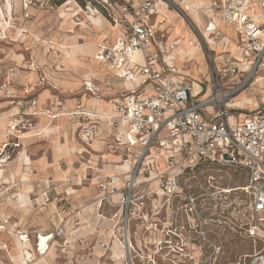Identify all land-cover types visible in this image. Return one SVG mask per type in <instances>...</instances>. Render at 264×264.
<instances>
[{"label":"built area","instance_id":"1","mask_svg":"<svg viewBox=\"0 0 264 264\" xmlns=\"http://www.w3.org/2000/svg\"><path fill=\"white\" fill-rule=\"evenodd\" d=\"M7 1L14 6V0H0L6 15L0 23L9 26L13 18L8 16ZM72 1L80 12L100 13L110 25L119 28L112 42L99 43L94 58L132 84L110 99V113L104 118L116 130L117 144L124 147L120 154L124 169L94 177L96 200L114 210L113 227H117L115 219L121 220V230L113 229L111 238L126 250L133 247L128 223L145 219L147 208L153 216L169 211L192 225L203 194L195 192L188 182L201 168L228 166L245 175V183L238 190L249 197L243 214L244 231L254 244L246 264H264V104L243 120L231 106L239 92L256 82L264 86V0H210L204 14L206 30L212 36L221 33L213 21L218 14L221 23L232 26L239 37L234 41L235 55L227 58L222 67L214 64L198 90L171 62L170 54L179 41H167L166 31L154 20L162 8H176L179 0ZM63 2L20 0L21 18L29 19L30 10H49ZM44 82L42 77L40 84ZM84 85L94 94L98 89L91 80ZM17 105L21 110L14 113L8 138L0 146V166L19 155L21 138L35 127L30 117L40 113L34 97L18 101ZM26 106L32 108L31 112L24 111ZM81 109L79 98L74 111L67 115L89 118ZM92 128H84V140L90 137ZM42 199L50 201L48 192L42 194ZM154 229L147 231L159 237L153 242V257L143 256L145 262L220 264L222 245L210 239L215 231ZM61 233L62 228L57 227L51 234L54 238ZM17 235L23 243L30 240L27 233L17 231ZM35 240L39 243V234ZM124 257L126 264H133L130 250ZM28 259L24 252L20 263L26 264Z\"/></svg>","mask_w":264,"mask_h":264},{"label":"rangeland","instance_id":"2","mask_svg":"<svg viewBox=\"0 0 264 264\" xmlns=\"http://www.w3.org/2000/svg\"><path fill=\"white\" fill-rule=\"evenodd\" d=\"M62 1L57 0V2ZM179 1H176V8L169 6L163 10L166 12L168 29L179 32L176 37H183L182 40L185 41V30L189 29L191 32L189 39L192 42H197V39L199 41L201 50L199 49V53L195 54L191 61H182L180 56L175 61L185 77L193 80L194 84H198L199 81L205 82L209 69L214 64L222 67L223 62L227 61V57L219 59L216 55L218 52H214L218 46L217 39L221 40L223 33L214 34L213 37L206 27L202 29L199 26L196 27L189 19V10L187 11L184 6L183 8ZM208 1L205 0L203 7H207ZM17 3L14 2L12 6V14H8L10 19L13 18L10 25L1 22L7 27L5 31L4 26H1L3 31L0 29L1 139L5 132L8 138L9 125L14 121V113H16L12 111L6 114V111L18 108V101H25L30 97L36 98L46 89L51 90L55 100L62 101L65 110L71 108L75 99L80 98L88 107L87 115L90 117L77 119L74 116L69 117L66 113V116L50 121L44 112L46 107H39L40 113L30 117L33 127L35 126L29 129L32 133L27 132L21 138V143L23 142L26 149L20 150L19 155H13L7 160L8 162L2 164L0 174L2 176L4 165L15 160L18 164L23 159L28 161L30 158V169L25 170L21 165L20 171L19 167L17 171L15 166L8 168L7 172L3 173L2 179L15 180V187L3 188V190H8L9 195L15 193L29 197L33 222L30 223L31 235H46L51 232L53 221L58 222L61 219L62 222H66L64 233L49 241V249L39 262L44 264H126L124 256L120 258L113 256L112 245L116 240L114 241L109 235V230H121V220L115 219L118 223L114 228L115 222L113 224L112 218L114 210L103 205L92 213L91 205L96 193L93 186L94 172L102 175L107 170L102 163L117 162L113 161L117 159L115 156L117 154L111 150L108 127L105 128L104 123L95 124V121L101 120L100 118L95 120L94 116L97 112L90 110L94 105L101 108V111L105 109L107 105H110V99L116 96L121 88L119 80L93 58V51L97 44L108 39L110 24L102 14L93 13L101 17L100 29L94 28L84 17L90 13L80 12L72 0H65L62 6L49 10H30L31 17L23 20L21 18L23 11ZM199 17L201 22L207 21L203 13H199ZM180 18L184 20V28L183 26L178 28ZM198 55L203 58L197 59ZM42 77L45 82L40 84ZM89 78L98 88L95 94L87 91L84 85L85 82H89ZM262 91L259 85L249 86L244 93L250 102L245 101L242 107V105H234V101L233 106L243 115L252 113L255 108L254 103L260 99ZM18 110L21 109L18 108ZM31 110L32 108L26 106L24 111L31 112ZM48 115L50 117V114ZM92 125H98L97 131L101 134L92 140H84L81 129ZM4 141L0 140V146ZM97 142L99 147L95 146ZM206 169L197 170L188 182L195 192L203 194L199 197L201 205L195 221H191L192 225H188L184 217L173 216L169 211L157 217L153 216L149 208H147L148 215L145 219L129 221L128 228L134 249L129 246L130 249L127 250H130V256L133 257V264H150L142 258L154 255L153 242L159 235L147 230H155V227L156 230L215 231L216 234H210V239L211 242L222 245L219 263L246 264L247 257L254 250V244L246 237L244 231L243 214L249 197L240 190L225 193L229 188L242 186L245 183V175L228 166ZM44 191L48 192L52 203L49 207L55 210L53 214H49V209H40L45 206L40 200ZM20 206L23 207L24 203L21 202ZM86 206L87 211H82ZM24 214L27 216L28 213ZM54 214L57 216L52 219L51 216ZM25 219L22 224L26 223ZM147 225L150 226L149 229ZM5 244L11 256L17 254L12 251L9 241ZM116 244L118 246L117 242ZM27 248H31L34 254L33 246ZM127 250L125 249L126 253ZM33 256L37 257V254ZM158 263L165 264L160 261Z\"/></svg>","mask_w":264,"mask_h":264},{"label":"crops","instance_id":"3","mask_svg":"<svg viewBox=\"0 0 264 264\" xmlns=\"http://www.w3.org/2000/svg\"><path fill=\"white\" fill-rule=\"evenodd\" d=\"M14 2H15V4L17 3V4H19L18 5V7L20 6V0H17V2H16V0H14ZM65 4V3H64ZM188 4V3H187ZM210 4V0L208 1V5ZM207 5V6H208ZM62 6V5H61ZM206 6V5H205ZM163 9H165V8H162L161 9V11H160V13L157 15V16H155L154 17V20H155V22L157 23V25H158V27L160 28V29H163V30H165L166 31V40L167 41H179L178 42V46L171 52V56H172V63L175 65V66H177V64H176V59L178 58L179 59V53H178V48L179 47H181V48H186V45H185V41L184 40H182L183 39V37H176L177 35H179V32L178 33H176V32H174V31H171V30H169L168 29V21L166 20V12H165V10H163ZM217 20V22H218V20H219V22H218V24H216L217 22H215L216 20ZM106 20V19H105ZM0 21H1V16H0ZM213 21H214V23L216 24V26L219 28V30L223 33L222 34V37H221V40H219L218 41V39H217V45L218 46H216L217 48H216V50L214 51V52H218L219 51V53H217L216 55H217V57L219 58V59H224V57H227V58H230L231 56H233V55H235V46H234V41H235V39H237L239 36H238V34H237V32H235V30H234V28L232 27V26H224L222 23H221V21H220V19H219V15L218 14H215L214 16H213ZM206 22L207 21H204V23L203 22H201V26H199L200 28H203V27H205L206 25ZM222 25V26H221ZM1 26H4L3 28H4V31H5V29H6V27L7 26H5L4 24H2V23H0V29L2 28ZM2 30V29H1ZM3 31V30H2ZM118 31H119V28H117V27H114V26H112V25H110V31H109V37H108V39H104V40H102V41H100V43H107V42H112L113 40H114V38L117 36V34H118ZM193 34V33H192ZM193 35H195V34H193ZM201 35V34H200ZM196 36V35H195ZM224 36H227L226 38L224 37ZM189 38V37H188ZM197 38V37H196ZM229 42V43H228ZM180 43H181V45H180ZM197 44H198V46H199V48H200V50H201V47H200V44H199V41H198V39H197ZM227 44H228V47H227ZM231 44V45H230ZM98 45L99 44H97V46L94 48V51H93V58H94V55H95V52H96V50L98 49ZM234 46V47H233ZM230 47L232 48V49H230ZM227 48H229V49H227ZM227 49V50H226ZM222 50H224V52H221ZM226 50V51H225ZM229 50H230V52H229ZM197 53H199V51H195V54H197ZM226 58V59H227ZM95 59V58H94ZM96 60V59H95ZM97 61V60H96ZM97 63L98 64H100V65H102L103 67H105L117 80H119V82H120V92H121V90H126V89H129L131 86H132V84H130V83H128V82H125V81H123L122 79H120L119 77H117L109 68H107L104 64H102V63H100V62H98L97 61ZM178 67V66H177ZM185 75V74H184ZM89 80H92L91 78H89ZM191 82L193 81V80H190ZM198 81V80H197ZM193 83V82H192ZM193 85H194V88H195V90H198L199 89V87H200V85H202V82H198V84L196 83V84H194L193 83ZM199 85V86H198ZM253 85H259V87H260V89H262L263 91L261 92V97H260V99L259 100H256L255 101V108H254V110L257 108V107H259V106H262L263 104H264V86H262V84L260 83V82H256V83H254ZM252 85V86H253ZM197 86H198V88H197ZM249 88V87H248ZM246 91V89L245 90H243V92H245ZM55 96L53 95V93H51V90H49V89H46V90H43V91H41L38 95H37V97H36V99H37V102H38V104H37V107H38V109H39V107H41V106H45L46 107V109H45V111L44 112H46V118L47 119H50V121H52V120H55V119H57V118H59L60 116H66V113H68V112H72V111H74V109H75V101H74V104L71 106V108H68V109H66L65 110V107H64V105H63V103H62V101H59V99L57 100H55V98H54ZM55 100V101H54ZM76 100V99H75ZM232 102H233V99H232ZM231 102V106L233 107V109L237 112V116L239 117V119L240 120H243V119H245L246 117H248L249 115H251L253 112H254V110L252 111V113H249V114H244L243 115V117H241L240 116V114L242 113V112H240L239 110H238V108H235L234 106H233V104L234 103H232ZM108 104V103H107ZM238 106H239V104H237ZM16 107V106H15ZM17 107L13 110L12 108H11V110L9 109L8 111H6V114L7 113H10V112H12V111H16L17 112ZM108 109H109V112L108 113H110V105L108 106ZM87 110H88V107L82 102V109H81V111L83 112L82 114H88L89 112H87ZM90 110H93V111H96L97 112V115L98 114H100L101 112L99 111V108L97 107V105L95 106H93L92 108H90ZM48 114H50V117H49V115ZM75 118H77V119H79V118H81L82 117V115L81 114H76L75 116H74ZM90 117V116H89ZM234 120V117H233V119H231V121H233ZM97 122V123H96ZM104 123L103 124V126H105V128H106V126L108 127V131H109V136L111 137V143H110V147H111V150H112V152L114 153V154H117V155H115L116 157H117V159H115V160H113V161H117V162H108V163H102L103 164V166H105L106 168H107V170L105 171L106 173H104V174H99V172H94V176L95 175H100V176H103V175H105V174H111V173H113V172H115V173H117V171H119V172H122L123 171V166H122V164H121V157H120V154H121V151L124 149V147L123 146H121V145H118L117 144V142H116V130L114 129V128H112V127H110L109 125H108V122H107V120H103V121H95V124H99V123ZM93 124H94V122H93ZM91 127V126H90ZM90 127H83L82 129H81V131H82V134H83V132H84V128H90ZM92 129H90V130H92V133H91V135H90V137L88 138V139H86L87 141H89V140H92L94 137H96V136H99L101 133H99L97 130H98V125H92ZM33 131V130H32ZM30 133H31V131H29ZM4 136H2V139H1V136H0V140L1 141H4L5 140V138H6V132L3 134ZM29 138H31V136H29ZM29 138H24V139H29ZM23 139V140H24ZM95 146L96 147H99V142H97V143H95ZM22 149H26V146L23 144V142H22V147H21V150ZM23 167V168H25V170H29L30 169V166H31V159L29 158V160L28 161H26V159H23L22 161H20L18 164H16V160L15 161H12V162H9V163H7L6 165H4L3 167H2V170H3V173L6 171L7 172V170H8V168H11V167H14L15 166V168H16V171H17V167H19V171H20V167L21 166ZM120 166V167H119ZM120 169H119V168ZM122 167V168H121ZM105 168V169H106ZM117 170H116V169ZM101 169V168H100ZM102 169H104V168H102ZM122 170V171H121ZM18 171V172H19ZM95 171V170H94ZM98 171V170H97ZM118 172V173H119ZM2 173V176H1V174H0V224L3 226L2 227V229H0V264H2V263H6V264H23V263H20V261L24 258V255L23 254H21V252H20V248H22V247H20L19 248V246H20V243L21 244H23V248H27L28 246H30V244H31V246H34V243H35V235L33 236V235H31L32 234V231H30V223L32 222V217H31V212H32V210H31V208L29 207V197H25V196H23V195H17V194H15V193H11L10 195L8 194V190H3V188H6V189H9V188H13V187H15V180H9V179H7V180H4V179H2V178H4V174ZM28 175V174H27ZM29 176V175H28ZM24 181V180H23ZM26 181H28V179L26 180ZM25 181V182H26ZM93 186H94V188H95V191H96V193H95V195H94V197L92 198V202H91V205L93 206V211H92V213L94 212V210L95 209H98V208H100L101 206H103V205H100L99 204V202L96 200L97 199V195H98V192H97V188H96V185H95V182H93ZM44 192H47V191H44ZM43 192V193H44ZM42 193V194H43ZM40 200H41V203H43V204H45V206L44 207H41L40 209L42 210V209H49V214L51 213V214H53L54 212L53 211H55V210H53V208H51L50 209V207H49V205H51L52 203H51V201H49V202H43V199H42V195H41V197H40ZM21 202H23L24 203V206L23 207H21L20 206V203ZM55 208V207H54ZM87 206L85 207V208H83L82 209V211H87ZM53 212V213H52ZM57 212V211H56ZM96 212H98V211H96ZM24 213H28L27 214V216H25V214ZM95 213V212H94ZM55 216H57V215H52L51 217H52V219L55 217ZM31 217V218H30ZM26 218V219H25ZM25 219V221H26V223H24V224H22V221ZM52 219H51V221H52ZM67 220H69V219H67ZM33 223V222H32ZM66 222H62L61 221V219H60V221H58V222H55V221H53V223H52V225H53V228H52V231L51 232H49V233H53L54 232V230H55V228H57V227H61L62 228V233L61 234H63L64 233V231H65V227H66V224H65ZM14 230H16L14 233H13V231ZM17 231H19L20 233H27L29 236H30V240L27 242V244H25V243H23V242H21L20 240H19V238H18V235H17ZM110 231V230H109ZM14 235V236H12L11 237V235ZM48 234V233H47ZM15 238V239H14ZM14 240V241H13ZM7 241H9L10 242V245H11V249H12V251L13 252H16L17 254H15V255H13V256H11V254L9 253V250H8V248H7V245L5 244V242H7ZM20 241V242H19ZM33 244H32V243ZM29 244V245H28ZM51 245V244H50ZM30 250H31V248H29ZM5 251V252H4ZM3 252V253H2ZM32 252V251H31ZM34 252V251H33ZM2 255V256H1ZM5 257V258H4ZM34 257V256H33ZM8 259H10V260H8ZM1 260H3V261H1ZM114 260V259H113ZM2 262V263H1ZM26 264H31V262H29V261H27L26 262ZM37 264H44L43 262H38Z\"/></svg>","mask_w":264,"mask_h":264},{"label":"bare ground","instance_id":"4","mask_svg":"<svg viewBox=\"0 0 264 264\" xmlns=\"http://www.w3.org/2000/svg\"><path fill=\"white\" fill-rule=\"evenodd\" d=\"M181 3V6L185 7L187 9V11L189 10L188 12V15H189V19L190 21L196 26H201V20H200V17H199V13H203L205 14L207 8L206 7H203L204 4H205V0H181L180 1ZM188 3V4H187ZM6 10L8 11V14L11 15L12 14V4L10 2H6ZM183 7V8H184ZM186 11V12H187ZM0 15L5 19L6 18V15H5V12L0 8ZM14 15V14H13ZM97 14H90V15H87V16H84L86 18L87 21H89V24L91 26H93L94 28H97V29H100V26H101V17L97 16ZM77 20V19H76ZM216 20V19H215ZM6 22V20H4ZM103 21V20H102ZM217 22V20L215 21ZM219 22V20H218ZM218 22L216 24H218ZM87 24V23H86ZM206 25V24H205ZM182 27L183 28L185 27L184 25V20L182 18H180L179 22H178V28L179 27ZM218 26V25H217ZM222 26V25H221ZM206 27V26H205ZM177 29V27H176ZM202 29V28H200ZM178 30V29H177ZM185 30V29H184ZM200 31V30H199ZM202 32V31H201ZM185 34H186V39H185V45H186V48H181L179 47V56H180V59L182 61H191L194 57H195V51H199V46L197 44V42H192L188 37L191 35V32L189 31V29H186L185 30ZM209 35V34H208ZM211 38V36H210ZM195 40V39H194ZM92 44V43H91ZM234 44V43H233ZM231 45V44H230ZM75 46V45H74ZM215 46V45H214ZM227 47H228V44H227ZM234 47V46H233ZM229 49V48H227ZM226 49V50H227ZM230 49H232L230 47ZM225 50V51H226ZM221 51V50H220ZM221 52H224V50H222ZM230 52V50H229ZM219 53V51H218ZM203 58L201 55H198L197 56V59H201ZM198 60V61H199ZM203 65V63H200ZM198 82V81H197ZM194 83V82H193ZM89 84V83H88ZM196 84V83H195ZM199 86V85H198ZM197 86V88H198ZM194 87V85H193ZM195 89V88H194ZM246 93V92H245ZM245 93L242 91V92H239L234 98H233V102L235 101V104H239V106L242 105L243 106V103L246 101L247 102H250V99L247 98V96H245ZM250 96V95H249ZM252 96V95H251ZM93 99V98H92ZM97 100V99H95ZM102 100V99H101ZM101 107V106H100ZM99 108V107H98ZM100 110V119L99 120H106L104 118H106V116L109 114V109H108V105L106 106L105 109H103L101 111V108L99 109ZM97 115V114H96ZM241 117H243V114L241 113L240 114ZM231 119H233L234 116H230ZM32 133V132H31ZM103 157H105L103 155ZM8 162V161H6ZM112 162V161H111ZM120 167V166H119ZM118 167V168H119ZM122 168V167H121ZM116 169V168H115ZM120 169V168H119ZM124 169V167L122 168ZM117 170V169H116ZM122 171V170H121ZM119 172V171H117ZM240 189V187H233V189L229 188L226 190V192H232L233 190H238ZM152 226V225H151ZM2 225H0V229H2ZM3 230V229H2ZM1 233V232H0ZM110 233H112V230H110ZM110 235V234H109ZM14 236L13 234L11 235V237ZM53 235L51 233H48L46 235H42V234H39V243H36V240H37V237H36V240H35V243H34V246H33V251H34V254L36 253L37 254V257H33V253L31 252L30 249L28 248H23V244L20 243V252L21 254L24 255V252L26 253L27 257H29L28 261L31 262V264H37L43 257L44 255L47 253L48 249H49V244L48 242L52 240V237ZM111 237V236H110ZM15 239V238H14ZM35 239V238H34ZM116 240V242L118 243V246L115 243H113L112 245V249H113V256H116L118 258H120L121 256H125L126 254V251H125V248L123 246V244H121V242H119L116 238L114 239V241ZM14 241V240H13ZM20 242V241H19ZM28 241L24 242L25 244H27ZM115 244V245H114ZM29 245V244H28ZM31 246V244H30ZM28 246V247H30ZM38 246V247H37ZM5 252V251H4ZM3 253V252H2ZM10 253V252H9ZM2 256V255H1ZM5 258V257H4ZM10 260V259H8ZM3 261V260H1ZM2 263V262H1Z\"/></svg>","mask_w":264,"mask_h":264}]
</instances>
